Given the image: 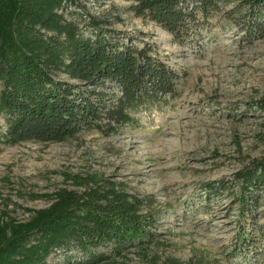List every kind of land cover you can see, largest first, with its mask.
I'll list each match as a JSON object with an SVG mask.
<instances>
[{
  "label": "rangeland",
  "instance_id": "374dc122",
  "mask_svg": "<svg viewBox=\"0 0 264 264\" xmlns=\"http://www.w3.org/2000/svg\"><path fill=\"white\" fill-rule=\"evenodd\" d=\"M76 1L85 17L108 19L101 28L115 40L148 44L178 73L176 92L141 110L138 126L109 135L82 130L61 141L7 142L2 113L0 223L27 219L29 209L51 204L47 194L83 191L76 177L97 175L141 199L139 213L150 223L144 242L112 256L118 264L262 262L264 186L251 190L252 206L242 203L239 174L264 159V32L249 36L225 17L239 0L199 14L197 31L182 40L138 16L134 0ZM48 261L71 264L63 254Z\"/></svg>",
  "mask_w": 264,
  "mask_h": 264
},
{
  "label": "trees",
  "instance_id": "16d2710c",
  "mask_svg": "<svg viewBox=\"0 0 264 264\" xmlns=\"http://www.w3.org/2000/svg\"><path fill=\"white\" fill-rule=\"evenodd\" d=\"M231 1L134 0L133 9L182 40L197 31L199 14L207 18ZM74 6L76 0H0L7 142L61 141L82 130L113 134L138 126L141 110L176 92L178 73L155 59L148 44L115 40L101 28L108 19L85 17ZM235 7L225 15L230 22L249 36L264 32V0H239ZM258 107L264 110V99ZM239 177L240 200L249 205L251 190L264 186V159ZM76 179L83 191L60 188L47 194L51 204L29 209L27 219L0 223V264H51L59 254L71 264H118L112 256L136 239L144 242L150 223L139 213L141 199L97 175Z\"/></svg>",
  "mask_w": 264,
  "mask_h": 264
}]
</instances>
